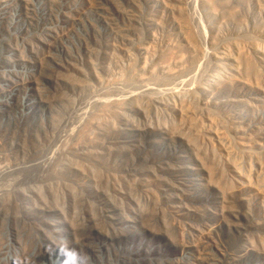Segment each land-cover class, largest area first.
<instances>
[{"label": "rangeland", "instance_id": "rangeland-1", "mask_svg": "<svg viewBox=\"0 0 264 264\" xmlns=\"http://www.w3.org/2000/svg\"><path fill=\"white\" fill-rule=\"evenodd\" d=\"M0 264H264V0H0Z\"/></svg>", "mask_w": 264, "mask_h": 264}]
</instances>
